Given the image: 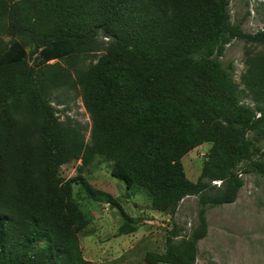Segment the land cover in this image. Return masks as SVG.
<instances>
[{
	"label": "trees",
	"instance_id": "trees-1",
	"mask_svg": "<svg viewBox=\"0 0 264 264\" xmlns=\"http://www.w3.org/2000/svg\"><path fill=\"white\" fill-rule=\"evenodd\" d=\"M229 6L230 0H0V264H91L79 238L89 221L74 183L118 208L120 233L137 227L117 197L81 174L60 175L63 164L88 165L98 155L173 221L165 251L147 252L145 261L195 263L208 232L207 205L236 200L241 165L264 176L257 144L264 138V50H246L239 82L219 59L234 39L264 47V30L246 32ZM84 53L100 55L86 65L79 61ZM73 89L81 90L92 120L90 143L80 123L61 120L53 104ZM205 142L211 147L194 181L182 159ZM192 195L201 204L199 225L177 240L178 206Z\"/></svg>",
	"mask_w": 264,
	"mask_h": 264
},
{
	"label": "rangeland",
	"instance_id": "rangeland-1",
	"mask_svg": "<svg viewBox=\"0 0 264 264\" xmlns=\"http://www.w3.org/2000/svg\"><path fill=\"white\" fill-rule=\"evenodd\" d=\"M229 7L232 21L241 23L246 32L264 30V0H230ZM248 48L264 50L263 45L234 39L227 44L224 55L219 58L224 67H231L230 71L237 82L246 70L245 55ZM98 55L84 53L79 61L87 65L91 61L95 62ZM61 62L65 64L66 61ZM59 98L63 103L53 104L58 109L60 119L65 120L68 115L80 123L86 141L90 143L92 120L85 108L81 90L60 93ZM244 102L253 105L249 97ZM252 134L249 133L250 136ZM257 144L264 149V138ZM210 147L211 143L205 142L183 157L190 179L196 181L201 174ZM80 165H83L81 160L65 163L60 168V175L65 179L80 174L85 176L94 187L117 197L137 223L134 230L120 233L119 227L123 220L118 208L89 198L79 184L74 183L75 198L89 221L79 235L84 257L91 264H149L145 261L147 252H164L166 235L173 228V221L169 214L152 208L148 192L140 188L128 189L123 180L112 174L113 162L106 157L98 155L91 164L83 165L82 169ZM241 168L242 165L238 172L244 185L236 200L217 206L207 205L208 232L198 243L194 264H264V176L245 173ZM221 182L213 183L220 186ZM200 208L196 195L186 196L180 201L175 220L182 227V232L177 240L183 236L190 237L199 225Z\"/></svg>",
	"mask_w": 264,
	"mask_h": 264
},
{
	"label": "built area",
	"instance_id": "built-area-1",
	"mask_svg": "<svg viewBox=\"0 0 264 264\" xmlns=\"http://www.w3.org/2000/svg\"><path fill=\"white\" fill-rule=\"evenodd\" d=\"M213 182H215V183H220L221 181H220V180H214Z\"/></svg>",
	"mask_w": 264,
	"mask_h": 264
}]
</instances>
